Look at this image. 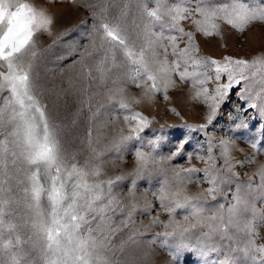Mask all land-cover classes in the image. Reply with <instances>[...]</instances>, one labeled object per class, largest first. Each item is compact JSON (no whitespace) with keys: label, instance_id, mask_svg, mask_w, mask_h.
I'll list each match as a JSON object with an SVG mask.
<instances>
[{"label":"snow or ice","instance_id":"1","mask_svg":"<svg viewBox=\"0 0 264 264\" xmlns=\"http://www.w3.org/2000/svg\"><path fill=\"white\" fill-rule=\"evenodd\" d=\"M70 2L92 19L80 56L87 69L80 102L90 113L83 163L62 143V125L43 100L38 71L43 52L70 30L54 31L56 17L47 7L0 0V264H130L123 255L127 242L117 243V237L134 229L137 212L150 215L157 204L169 219L153 217L144 232L165 229L153 240L162 238L175 264L181 256L184 264L188 257H195L194 264H264V243L257 242L264 227V207L257 205V199L264 204V163L247 183L234 171L264 155V49L250 58L217 59L201 55L197 41V34L223 38L222 24L241 35L254 25L264 27V0ZM185 21L193 30L185 29ZM38 34L53 37L43 52L37 48ZM182 84L191 86V101L206 109L204 122L188 124L173 106L169 111L184 122L162 124L156 134L150 129L154 117L132 105L155 103L158 95L169 102L170 90ZM129 85L141 89L139 97ZM101 110L102 123L97 120ZM121 115L122 126L117 123ZM224 116L232 135L217 139L211 133ZM109 124L117 127L106 136L102 130ZM257 127L259 136L242 135ZM146 130L153 136H144ZM174 132L179 135L170 138ZM193 133L201 134L195 144ZM237 137L250 145L252 155L233 156L234 150L243 152ZM128 153L135 159L133 171L107 176L106 166ZM193 157L206 167L198 168ZM141 180L147 181L142 206ZM192 184L208 187L193 194ZM257 189L261 195L249 199Z\"/></svg>","mask_w":264,"mask_h":264},{"label":"rangeland","instance_id":"2","mask_svg":"<svg viewBox=\"0 0 264 264\" xmlns=\"http://www.w3.org/2000/svg\"><path fill=\"white\" fill-rule=\"evenodd\" d=\"M29 3H33L37 6H44L48 8V11L55 15L56 24L54 31L63 32L65 29L70 30L69 33L63 36L60 41L53 46L49 51L43 52L52 44L53 37L47 34L37 35V48L43 52V56L38 64V71L40 74V83L45 91L43 97L44 102L48 105L49 112L57 121L62 125L61 139L64 146L68 149L69 153H76L77 160L83 163L84 159L88 156L87 149V133L89 128L88 117L90 113L87 111L85 105L81 104V100L84 99L83 89L87 83L83 79V72L87 69L82 68V62L80 60L81 53L83 52V45L87 42L84 38V34L92 28L91 14L84 11L83 8L76 7L70 0H64L63 3H57L55 5H48L44 3V0H27ZM91 2H99V0H91ZM154 6L150 4V7ZM99 12V9H97ZM87 20L86 25H82V21ZM186 30H193L190 22H182ZM223 38L221 37H208L205 38L201 34H197V41L201 46V55H209L214 58H221L223 55H232L234 57L250 58L254 53L264 49V27L260 25H254L248 29L243 35L238 34L235 30L231 29L227 25H221ZM183 47V45H181ZM171 59V57H170ZM177 83L179 80L177 78ZM190 85L182 84L177 90H170L169 95L172 97L171 101H163L161 96H157L155 103L142 102L140 104H133L132 108L136 111H140L147 115L150 119L154 117L153 123L150 129L157 130L156 134H159L160 126L167 125H180L184 121H181L173 113L169 111L170 107H176L178 111L184 117V120L188 124L203 123V115L206 109L199 105L197 102L190 99ZM129 92L137 97L141 94V89L136 88L133 85L128 86ZM95 91L96 89H91ZM233 100L235 97L233 96ZM234 105H229V109ZM105 119L104 110H101V115L97 117L99 122H103ZM118 125H123L122 115L117 122ZM117 127L116 124H109L107 128L103 129V133L106 136L113 134V129ZM211 131V130H210ZM95 128H93V135L95 136ZM213 134L217 139L221 136H229L232 133L228 132L227 117L224 116L221 122V126ZM146 137L153 136L151 130H146L143 133ZM179 133H175L170 138H176ZM248 138H255L260 135L258 127L252 132L242 134ZM193 144L196 143L197 138L201 136L199 133H193ZM203 143V140L200 139ZM236 144L239 148L243 149V152L238 150L233 151V156L237 160H241L245 155H252L253 149L250 145L245 144L239 137L236 138ZM133 144L131 147H135ZM171 149V144L165 145L163 151L167 153ZM205 154V153H202ZM184 166L188 164L185 161ZM193 164H196L198 168L203 169L206 165L203 162H198L195 157L192 160ZM264 163V155L256 156L255 162L247 164L245 167H237L234 171L239 173V182L247 183L249 176L257 171L258 165ZM135 168V159L131 153L126 154L123 161L117 160L115 165L109 164L106 166V175L115 176L121 173H129ZM129 181H125L123 184L124 193H127ZM254 185L259 183L257 177L253 181ZM147 185L146 180L138 182L137 198L139 204H144L143 196L144 188ZM152 186H157L156 180H153ZM208 187L207 184L196 185L192 184L188 186L190 193H196L203 188ZM233 191L235 185H230ZM260 191L254 190L248 194V198L259 197ZM147 198L153 204L156 203L155 198L149 192ZM229 199L231 197L229 196ZM210 203H214L210 201ZM258 207H264L260 200L257 199ZM159 215L162 221L167 222L169 217L163 213V210L157 204L155 210L149 215L145 212H137L135 215V227L132 230H126L117 237L116 242L119 243L121 239L126 241L125 250L123 255L127 257L130 264H175L172 257L169 255L170 249L166 246H162V238L153 240V237L157 233H162L165 229L161 226H153L147 232H144L146 226L151 225L152 218ZM178 219H182V216L178 215ZM261 239L258 243H264V227L259 229ZM30 234V233H28ZM22 235H25L22 233ZM132 236L133 239H129ZM195 257H188L187 264H194ZM180 264H184V258L181 256Z\"/></svg>","mask_w":264,"mask_h":264}]
</instances>
